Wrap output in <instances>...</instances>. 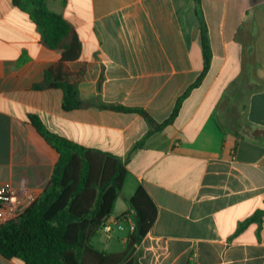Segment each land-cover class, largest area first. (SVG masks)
<instances>
[{"label":"crops","instance_id":"0c3cea01","mask_svg":"<svg viewBox=\"0 0 264 264\" xmlns=\"http://www.w3.org/2000/svg\"><path fill=\"white\" fill-rule=\"evenodd\" d=\"M47 5L77 33L80 55L67 65L84 71L76 90L86 105L64 109L61 89L34 87L61 51L42 43L28 12L0 0V186L25 191L28 206L51 178L58 153L33 114L125 163L112 230L94 248L125 249L129 200L143 185L157 215L137 245L141 264H264V134L252 132L264 131V0ZM0 264L23 263L0 255Z\"/></svg>","mask_w":264,"mask_h":264},{"label":"trees","instance_id":"16d2710c","mask_svg":"<svg viewBox=\"0 0 264 264\" xmlns=\"http://www.w3.org/2000/svg\"><path fill=\"white\" fill-rule=\"evenodd\" d=\"M12 2L29 13L38 27L42 43L61 51V58L45 69L43 80L34 87L61 89L64 109L86 105L76 90L84 71H72L67 65L68 61L77 59L81 51L73 26L61 14L51 11L47 0ZM194 85L196 82L191 87ZM180 100L171 116L155 124V128L172 120ZM112 108L135 110L122 106ZM136 111L147 115L142 110ZM29 120L57 151L58 159L42 194L16 218L0 223V255L18 259L23 264H141V250L137 245L157 215L156 203L146 188L139 185L129 200L133 228L130 229V222H126L125 249L104 252L94 248L90 240L103 231V225L122 191L127 173L125 163L114 154L82 146L51 132L36 115L30 114ZM246 125L250 127L248 122ZM241 131L237 129L235 133ZM252 132L264 134L255 128ZM254 218L241 222L236 233Z\"/></svg>","mask_w":264,"mask_h":264},{"label":"built area","instance_id":"2783aa9c","mask_svg":"<svg viewBox=\"0 0 264 264\" xmlns=\"http://www.w3.org/2000/svg\"><path fill=\"white\" fill-rule=\"evenodd\" d=\"M25 207V191L15 190L7 185L0 186V223L16 218ZM132 228L133 223H130V229ZM111 230V224L106 220L103 231L109 233Z\"/></svg>","mask_w":264,"mask_h":264},{"label":"rangeland","instance_id":"374dc122","mask_svg":"<svg viewBox=\"0 0 264 264\" xmlns=\"http://www.w3.org/2000/svg\"><path fill=\"white\" fill-rule=\"evenodd\" d=\"M121 197V196H120ZM122 200V199H121ZM124 202V201H122ZM126 225V224H125ZM125 232H119V231H116L115 232V235H120V234H123ZM96 238L100 239L101 241H104L106 240V235L103 233V232H99L97 235H95L92 240H93V243L95 242L94 239L96 240Z\"/></svg>","mask_w":264,"mask_h":264},{"label":"water","instance_id":"95a60500","mask_svg":"<svg viewBox=\"0 0 264 264\" xmlns=\"http://www.w3.org/2000/svg\"><path fill=\"white\" fill-rule=\"evenodd\" d=\"M119 196H121V197L123 196V195L121 194V192L119 193Z\"/></svg>","mask_w":264,"mask_h":264}]
</instances>
